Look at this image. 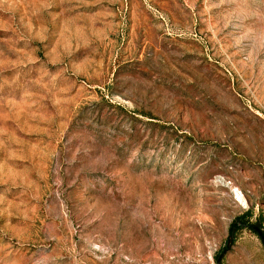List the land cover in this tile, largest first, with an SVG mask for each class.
<instances>
[{
  "label": "rangeland",
  "instance_id": "374dc122",
  "mask_svg": "<svg viewBox=\"0 0 264 264\" xmlns=\"http://www.w3.org/2000/svg\"><path fill=\"white\" fill-rule=\"evenodd\" d=\"M264 0H0V264H264Z\"/></svg>",
  "mask_w": 264,
  "mask_h": 264
},
{
  "label": "water",
  "instance_id": "95a60500",
  "mask_svg": "<svg viewBox=\"0 0 264 264\" xmlns=\"http://www.w3.org/2000/svg\"><path fill=\"white\" fill-rule=\"evenodd\" d=\"M263 244H264V242H263Z\"/></svg>",
  "mask_w": 264,
  "mask_h": 264
}]
</instances>
